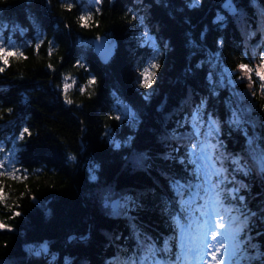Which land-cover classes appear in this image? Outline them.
<instances>
[{"label":"trees","instance_id":"obj_1","mask_svg":"<svg viewBox=\"0 0 264 264\" xmlns=\"http://www.w3.org/2000/svg\"><path fill=\"white\" fill-rule=\"evenodd\" d=\"M85 2L0 0V31L21 44L0 63V154L15 148L24 171H0V264H24L25 244L40 241L66 248L67 264H179L180 225L204 219L187 142L197 143L193 126L205 135L209 116L218 128L207 141L226 169L222 204L245 222L228 259L264 264V81L255 75L264 0ZM145 25L153 49L136 42ZM101 33L117 40L106 63L91 41ZM146 60L159 65L147 93L138 83ZM118 100L131 117L117 119Z\"/></svg>","mask_w":264,"mask_h":264},{"label":"rangeland","instance_id":"obj_2","mask_svg":"<svg viewBox=\"0 0 264 264\" xmlns=\"http://www.w3.org/2000/svg\"><path fill=\"white\" fill-rule=\"evenodd\" d=\"M87 2V3H86ZM85 5L87 4V8L89 9L90 5L96 6V0H86ZM198 0H189V3L194 4L197 3ZM137 32V38L136 42L140 46H148L151 49L155 48V46L158 45V39L154 32L150 31V27L148 25H145L142 28H139L136 30ZM11 33V32H10ZM0 47H3L6 51H14L15 48L21 47V44H18L16 42V39L8 35L6 39L4 38L2 32L0 31ZM3 61L0 60V63ZM153 62L152 60H146L144 61V64L140 67V74L143 71L145 67L150 66V63ZM223 68L216 71L215 77L218 79H222L223 76ZM68 79V80H67ZM139 79L142 80L141 75H139ZM65 84L71 85L74 81V78H66ZM146 93L151 91V87L145 90ZM114 111L119 119H122V117L129 118L133 115V109L124 101L118 100L117 104L114 105ZM193 115V112H192ZM230 120H239L238 115L234 110L231 111ZM218 128V122L215 118L209 116L207 117V133H211L212 131L216 130ZM198 127L193 128V132L195 134L198 133ZM204 140V135H198L197 143H202ZM190 147V156L193 159L194 168L197 170L199 175L202 178L203 188L205 190L204 194L201 195L205 199V204L203 206V214L205 216V220L203 222V226L201 227V234L199 241L203 242V245H207L206 241L208 239H211V224L213 221H215L217 218L220 220V227H217V237H218V243L215 245L210 244L209 247V253L207 256V260L205 264H217V261H219V264H229V260L227 259V253L233 247L235 244H238L237 240L240 239L237 238L238 232L240 231L241 227L244 224V221L239 217L237 212L234 211L232 206L226 207L223 209L220 196L218 193V188H216V184L218 182V179L220 178V175L224 174L225 168L223 165H221L216 160L215 153L213 151V145L211 141H206L205 144H201L198 147H195V145L190 141L187 142ZM15 148L9 147L6 151L2 152L0 154V171L9 173L11 175H24V171L19 168L15 164V156H13ZM15 154V153H14ZM213 174L218 175L217 178H213ZM214 179V180H213ZM217 181V182H215ZM201 183V182H200ZM199 184V183H198ZM1 191V190H0ZM193 195H197V188H193L192 191ZM40 203V202H39ZM117 210L116 212L119 213L118 208L121 206L120 202L117 200ZM224 210V212L222 211ZM222 215H225V217L222 219ZM1 224V223H0ZM180 238L183 243H186L188 245V248L185 250L186 256H189L190 254V240L188 239V236L185 235L183 230H180ZM220 243L224 244V248L221 249L220 252L216 253L217 260L212 259V253L215 249V247L219 246ZM183 257L181 258V264L183 261ZM210 261H213V263H210ZM69 262L66 261L65 264ZM117 264H135L133 258H117L115 261ZM164 262L162 260H156L155 264H163Z\"/></svg>","mask_w":264,"mask_h":264},{"label":"water","instance_id":"obj_3","mask_svg":"<svg viewBox=\"0 0 264 264\" xmlns=\"http://www.w3.org/2000/svg\"><path fill=\"white\" fill-rule=\"evenodd\" d=\"M93 50L101 61L108 62L115 53L117 40L113 35L101 33L92 39ZM117 198L112 200V208L117 209ZM71 238L68 237V243ZM27 258L24 264H65L69 256L65 255L66 248L53 251L49 250L46 241L30 242L25 244Z\"/></svg>","mask_w":264,"mask_h":264},{"label":"snow or ice","instance_id":"obj_4","mask_svg":"<svg viewBox=\"0 0 264 264\" xmlns=\"http://www.w3.org/2000/svg\"><path fill=\"white\" fill-rule=\"evenodd\" d=\"M96 3H99V0H96ZM80 19L82 21H87V20H91L92 17H91V15H88V16L82 15L80 17ZM84 26H87V24L85 23ZM15 55H17L16 52H14V51H6L3 47H0V60H2L5 65L8 64V58L10 56H15ZM239 67H240L241 70H246L249 73L252 72V69L248 68L247 65L241 64ZM158 68H159L158 63L151 62L150 66L145 67L143 69V71L140 74L141 77H142V80L138 81V83L140 84V87H142L144 89H148V88H150L152 86L154 78L156 76V72L154 70L158 69ZM0 71H3V69L0 68ZM255 75L257 77H259V79L261 81H264V64H261L259 66V68L256 71ZM93 84H95V79H91V80L88 81V85L89 86H91ZM69 87H71V85L65 84V90H67ZM84 90H85L84 88H81V92H83ZM67 102L71 103V100H68ZM119 118L120 117H117V119H119ZM24 133H28V129L27 128L23 129V132L21 133V135L19 137L20 139H23ZM19 214L20 213H18V212L15 213V215H19ZM7 227L8 226L5 225V224H0V229L7 228ZM217 227H220V225H217ZM210 235H211L212 241H216L217 240V236H216V233L214 231ZM222 248H224V244L223 243H220L219 246L215 247V249H214V251L212 253V259L213 260H217L216 253L220 252ZM217 264H219V261H217Z\"/></svg>","mask_w":264,"mask_h":264}]
</instances>
